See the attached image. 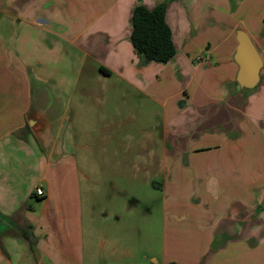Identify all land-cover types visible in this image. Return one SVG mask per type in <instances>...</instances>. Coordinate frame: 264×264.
Returning <instances> with one entry per match:
<instances>
[{
  "label": "crops",
  "instance_id": "1",
  "mask_svg": "<svg viewBox=\"0 0 264 264\" xmlns=\"http://www.w3.org/2000/svg\"><path fill=\"white\" fill-rule=\"evenodd\" d=\"M160 1L0 0V264H85L79 160L128 156L107 129L148 100L161 123L137 152L165 176L162 263L264 264V65L239 89L234 59L241 28L264 60V0H166L176 52L147 61L131 17ZM125 229L92 260L107 246L125 264Z\"/></svg>",
  "mask_w": 264,
  "mask_h": 264
},
{
  "label": "rangeland",
  "instance_id": "2",
  "mask_svg": "<svg viewBox=\"0 0 264 264\" xmlns=\"http://www.w3.org/2000/svg\"><path fill=\"white\" fill-rule=\"evenodd\" d=\"M129 103L135 106L137 97L132 96ZM146 107V118L143 119L141 114L138 125L132 123L130 128L107 129L112 139L116 140L114 142H117L115 148L120 156L125 146L131 147L128 156L119 160H79L82 171L85 264H116V260L114 262L107 258V246L97 248L96 260L91 258V248L98 242L101 233L106 236L112 224L118 225L122 221L127 224L124 243L131 251L125 264H163L164 194L157 183L163 182L165 176L156 174L150 166L144 169L143 153L140 158L137 152L139 139L143 138L145 132H154L150 126L160 125L161 114L159 106L149 100ZM123 141H129L130 144ZM143 254H146V258Z\"/></svg>",
  "mask_w": 264,
  "mask_h": 264
},
{
  "label": "trees",
  "instance_id": "3",
  "mask_svg": "<svg viewBox=\"0 0 264 264\" xmlns=\"http://www.w3.org/2000/svg\"><path fill=\"white\" fill-rule=\"evenodd\" d=\"M166 10V0L153 7L144 3L134 7L131 40L136 52L147 61L167 62L176 52L172 30L166 20ZM0 218L6 217L0 214Z\"/></svg>",
  "mask_w": 264,
  "mask_h": 264
},
{
  "label": "water",
  "instance_id": "4",
  "mask_svg": "<svg viewBox=\"0 0 264 264\" xmlns=\"http://www.w3.org/2000/svg\"><path fill=\"white\" fill-rule=\"evenodd\" d=\"M237 46L234 59L238 64V88H253L260 80L264 60L251 35L245 29L236 31Z\"/></svg>",
  "mask_w": 264,
  "mask_h": 264
},
{
  "label": "built area",
  "instance_id": "5",
  "mask_svg": "<svg viewBox=\"0 0 264 264\" xmlns=\"http://www.w3.org/2000/svg\"><path fill=\"white\" fill-rule=\"evenodd\" d=\"M36 192H37L38 194H43V191H42L41 188H37V189H36Z\"/></svg>",
  "mask_w": 264,
  "mask_h": 264
}]
</instances>
